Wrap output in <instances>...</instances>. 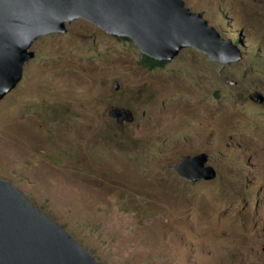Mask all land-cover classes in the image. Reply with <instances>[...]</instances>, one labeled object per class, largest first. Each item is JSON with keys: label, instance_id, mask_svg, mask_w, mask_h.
Returning <instances> with one entry per match:
<instances>
[{"label": "rangeland", "instance_id": "374dc122", "mask_svg": "<svg viewBox=\"0 0 264 264\" xmlns=\"http://www.w3.org/2000/svg\"><path fill=\"white\" fill-rule=\"evenodd\" d=\"M184 1L241 37L240 61L188 48L150 69L77 18L34 42L0 101V178L103 264H264V103L250 99L264 96V0ZM200 153L216 179L173 170Z\"/></svg>", "mask_w": 264, "mask_h": 264}, {"label": "water", "instance_id": "95a60500", "mask_svg": "<svg viewBox=\"0 0 264 264\" xmlns=\"http://www.w3.org/2000/svg\"><path fill=\"white\" fill-rule=\"evenodd\" d=\"M85 19L113 36L130 38L141 53L172 61L188 48L222 64L238 62L241 49L184 0H0V101L22 81L31 49L41 36L65 32L66 24ZM120 85L115 84L118 90ZM264 103L260 92L250 95ZM111 117L133 122L125 107ZM209 155L186 156L173 168L189 182L212 181ZM0 264H103L62 225L40 209L11 179L0 178Z\"/></svg>", "mask_w": 264, "mask_h": 264}, {"label": "trees", "instance_id": "16d2710c", "mask_svg": "<svg viewBox=\"0 0 264 264\" xmlns=\"http://www.w3.org/2000/svg\"><path fill=\"white\" fill-rule=\"evenodd\" d=\"M115 38H117L119 40H125V41L133 42L130 38H127V37L121 38V37L115 36ZM168 62L169 61L156 60L152 57H149L148 55L142 54V64L149 67L150 69H155L157 67L164 66Z\"/></svg>", "mask_w": 264, "mask_h": 264}, {"label": "clouds", "instance_id": "9594fccd", "mask_svg": "<svg viewBox=\"0 0 264 264\" xmlns=\"http://www.w3.org/2000/svg\"><path fill=\"white\" fill-rule=\"evenodd\" d=\"M209 23V22H208ZM214 27V26H213ZM217 29V28H216ZM218 30V29H217ZM219 31V30H218ZM220 32V31H219ZM221 33V32H220ZM222 35V34H221ZM223 36V35H222ZM224 37V36H223ZM225 38V37H224ZM227 39V38H226ZM231 40V39H230ZM233 41V40H232ZM235 44H237L238 46H239V48H240V44H243V41H242V39H241V37H239L238 38V40L235 42V41H233ZM241 49V48H240ZM141 54H143V53H141ZM95 257V256H94ZM97 259V258H96Z\"/></svg>", "mask_w": 264, "mask_h": 264}]
</instances>
